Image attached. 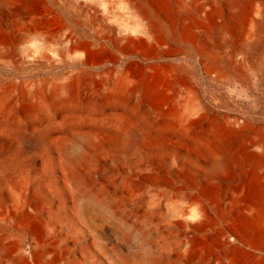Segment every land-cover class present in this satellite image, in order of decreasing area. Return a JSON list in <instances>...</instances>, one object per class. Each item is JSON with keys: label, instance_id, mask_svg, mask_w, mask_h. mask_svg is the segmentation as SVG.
Wrapping results in <instances>:
<instances>
[{"label": "rangeland", "instance_id": "1", "mask_svg": "<svg viewBox=\"0 0 264 264\" xmlns=\"http://www.w3.org/2000/svg\"><path fill=\"white\" fill-rule=\"evenodd\" d=\"M43 1L60 15V23L14 21L19 34L12 57L0 61V88L12 95L0 106V244L10 249L0 252V264H136L140 239L155 255L146 264L221 259L264 264V225H255L235 205L220 211L232 200L222 180L209 187L191 185L178 171L179 163L203 172L212 154L194 133L152 119L145 100L130 97L126 105L96 100L86 110L79 97L72 110H52L37 94L30 116L20 109L27 87L37 90L75 71L70 58L59 56L57 43L73 33L94 44V85L110 67L136 81L148 79L150 103L161 113L169 105L186 111L196 104L211 116L238 121L264 145V0H252L232 15L220 0L213 4L220 12L216 16L199 13L208 0H137L158 23L159 43L100 39L96 17L65 5L76 0ZM115 11L124 14L119 4ZM0 17L2 33L10 35L5 10L0 9ZM165 18L167 27L159 22ZM42 48L50 60L22 59L24 52L37 56ZM84 134L93 145L84 144ZM73 155L79 158L70 166ZM149 167L162 183L149 178ZM72 171L81 185L69 176ZM178 185L201 196L208 213L196 233L203 252L192 262L180 247L178 228L163 221L177 206L192 209L176 191ZM81 191L97 204L82 198ZM25 213L28 220L20 221ZM107 229L112 239L103 233Z\"/></svg>", "mask_w": 264, "mask_h": 264}, {"label": "bare ground", "instance_id": "2", "mask_svg": "<svg viewBox=\"0 0 264 264\" xmlns=\"http://www.w3.org/2000/svg\"><path fill=\"white\" fill-rule=\"evenodd\" d=\"M208 1L211 2L202 7L199 13L204 14V16H216L220 12L215 8L213 9V4L218 3L220 0ZM222 2L232 15L237 10L248 8V4L252 0H223ZM117 4L122 7L123 15H118L115 11ZM65 5L75 8L80 13L87 12L90 17H96L100 25V39L113 38L118 42H132L140 38L160 42L158 23L150 19L148 11L137 0H76L74 4L65 2ZM97 5L107 8L99 11L96 8ZM0 9L6 12L7 23L9 22L8 27L11 32L10 35L2 33L0 26V61L12 57V48L15 47L13 40L19 34L14 21L27 19L38 21L40 19L43 21L42 24L47 27H53L60 23V15L55 11H51L43 0H2ZM164 20L160 19L159 22L163 27H167L170 21L167 18ZM253 21L250 20V23L253 24ZM185 27L189 29L190 24L183 28ZM57 43L59 45V56L70 58L75 66V71L64 80L54 84H42L37 90L27 87L20 97V109L27 116L32 114L36 106L35 98L37 94L42 99L41 103L48 102L52 110L59 108L72 110L77 105L79 97L83 99L84 109L86 110H91L96 100L123 105H126L130 97L145 100V109L151 114L152 119L163 121L166 126L180 129L184 133H194L197 142L204 144V148L212 154L211 165L203 172H200L196 165L179 163L178 171L185 175L191 185L197 187L200 186V183H203L204 186L209 187L215 179L222 180L226 188L232 191V200L231 203L222 205L220 211L225 212L228 206L235 205L240 208L242 215L255 225H264V145L256 135L246 134L243 130L244 127L238 121H229L211 116L207 110L201 109L196 104H192L186 111L177 108L175 105H169L167 110L161 113L159 108L150 103L153 90L148 87L150 86V84H147L148 79H145L146 81H136L128 73H117L111 67L103 73V79L94 85V71L97 68L91 58L94 44L82 40L73 33L66 35ZM22 57V59L30 58L32 60L51 59L45 48L40 49L37 56L24 52ZM9 97H12V95L0 88V106ZM83 142L87 146L94 144L93 138L87 134H84ZM78 158L79 155L71 156L68 164L74 166ZM163 168L165 167L161 166L158 169L160 174L164 172ZM155 172L149 167V178L162 183V178L157 176ZM69 176L81 185L80 179L73 171ZM176 191L190 202L192 209L188 210L177 206L164 217L163 221L166 225L176 227V230L178 228L180 247L184 249L186 261L192 262L195 259H200L203 252V245L198 240L197 237L199 236L197 234L200 233L202 225H206L208 213L201 196L198 194L191 195L186 187L180 185L176 187ZM80 194L86 201L97 204L85 191H81ZM29 216L28 213L21 215L20 221H27ZM109 232L107 229L103 233L108 239H112L113 232ZM138 250V254L133 259L136 264H146L155 258L152 248L147 246L142 239H140ZM9 251L7 244H0V252L8 254ZM213 264L234 263L227 261V259H221Z\"/></svg>", "mask_w": 264, "mask_h": 264}]
</instances>
